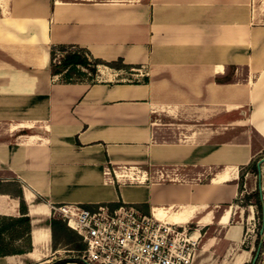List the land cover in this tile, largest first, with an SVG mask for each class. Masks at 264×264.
<instances>
[{"label": "crops", "instance_id": "obj_1", "mask_svg": "<svg viewBox=\"0 0 264 264\" xmlns=\"http://www.w3.org/2000/svg\"><path fill=\"white\" fill-rule=\"evenodd\" d=\"M56 44L143 78L60 81ZM263 150L264 0H0V215L23 201L30 220L0 264L57 258L49 222L69 203H135L234 242L240 173L259 185L242 168Z\"/></svg>", "mask_w": 264, "mask_h": 264}, {"label": "built area", "instance_id": "obj_2", "mask_svg": "<svg viewBox=\"0 0 264 264\" xmlns=\"http://www.w3.org/2000/svg\"><path fill=\"white\" fill-rule=\"evenodd\" d=\"M58 216L84 243L85 264H192L195 238L186 224L143 212L135 203L118 201L58 207Z\"/></svg>", "mask_w": 264, "mask_h": 264}, {"label": "trees", "instance_id": "obj_3", "mask_svg": "<svg viewBox=\"0 0 264 264\" xmlns=\"http://www.w3.org/2000/svg\"><path fill=\"white\" fill-rule=\"evenodd\" d=\"M59 51L62 57L58 63L54 62L55 54ZM105 65L112 68H128L133 65H128L122 62L121 58L114 61L104 62ZM49 68L52 75H58L60 81L63 82H96V74L98 70V62L93 58L86 49L78 46H69L66 44H56L50 47V62ZM255 174H259L257 167L253 168ZM243 173H240L239 186L242 189ZM256 195V205L262 214L263 205L260 196L258 195V189L253 193ZM250 193L246 195L249 197ZM116 205V203H111ZM21 215L6 216L0 215V255L9 253H19L24 250V247H11L10 242L13 240L26 241V248L30 246L28 235L30 228V220L26 214V207L23 201H21ZM143 212H147L144 208H140ZM52 235V246L58 248L59 246H69L68 248L76 252L73 257H57L53 258L47 264H67L69 261L77 262V264L83 263L79 255L84 248V243L81 236L72 228H70L64 219L61 217L52 216L49 222ZM258 247V241L256 243ZM257 249V248H256ZM256 249L252 251V259L250 263L254 262L256 256ZM253 260V261H252Z\"/></svg>", "mask_w": 264, "mask_h": 264}, {"label": "rangeland", "instance_id": "obj_4", "mask_svg": "<svg viewBox=\"0 0 264 264\" xmlns=\"http://www.w3.org/2000/svg\"><path fill=\"white\" fill-rule=\"evenodd\" d=\"M62 57L61 52L57 51L55 54L54 62L58 63L59 59ZM98 68L100 76L97 77V80H107L110 79L112 82H136L141 81L142 76L128 75V74H118L110 75L111 71L109 66L105 65L104 62L98 61ZM247 108L242 112V114L247 112ZM251 134V133H250ZM252 135V134H251ZM245 135L242 134V137ZM253 136V135H252ZM178 136H167L158 137V140H176ZM264 157V150L256 155L249 165L242 168V172L245 169L252 170L255 168L257 161ZM259 170V185H255L254 189L246 192L242 187L236 202L240 204L241 207H236L235 210L241 209V218L244 219V232L240 237L232 240H215L211 238L207 240L206 244V234L193 233V238H195V257L192 264H264V160L260 162ZM258 175V174H257ZM243 179V178H242ZM247 186L249 184L247 182ZM258 189V195L262 200L263 211L260 213L256 205V195L255 191ZM250 193L249 197H246ZM237 216V213L235 214ZM189 228V232H192L196 229L194 223L186 224ZM211 234V233H210ZM215 235L217 233H214ZM220 234V233H218ZM258 241V247L256 243ZM233 242V243H232ZM26 241L22 240H13L10 242L11 247H23L25 246ZM69 246H59L60 254L58 257H73L76 252L68 248ZM257 248V249H256ZM242 249L250 250V256L245 262L236 261L233 258L236 253L241 252ZM256 249V256L254 262L250 263L252 259V251ZM253 261V260H252ZM72 262V261H69ZM77 264V262H73ZM71 264V263H68Z\"/></svg>", "mask_w": 264, "mask_h": 264}, {"label": "water", "instance_id": "obj_5", "mask_svg": "<svg viewBox=\"0 0 264 264\" xmlns=\"http://www.w3.org/2000/svg\"><path fill=\"white\" fill-rule=\"evenodd\" d=\"M264 160V157H261L258 161H257V164H256V167L258 169V171L260 170V162Z\"/></svg>", "mask_w": 264, "mask_h": 264}, {"label": "bare ground", "instance_id": "obj_6", "mask_svg": "<svg viewBox=\"0 0 264 264\" xmlns=\"http://www.w3.org/2000/svg\"><path fill=\"white\" fill-rule=\"evenodd\" d=\"M159 217V216H158Z\"/></svg>", "mask_w": 264, "mask_h": 264}]
</instances>
